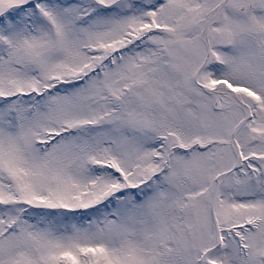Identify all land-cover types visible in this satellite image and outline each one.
<instances>
[{
    "label": "rangeland",
    "instance_id": "374dc122",
    "mask_svg": "<svg viewBox=\"0 0 264 264\" xmlns=\"http://www.w3.org/2000/svg\"><path fill=\"white\" fill-rule=\"evenodd\" d=\"M220 1L0 0V264H264L244 107L198 86L264 94V0L206 58Z\"/></svg>",
    "mask_w": 264,
    "mask_h": 264
},
{
    "label": "water",
    "instance_id": "95a60500",
    "mask_svg": "<svg viewBox=\"0 0 264 264\" xmlns=\"http://www.w3.org/2000/svg\"><path fill=\"white\" fill-rule=\"evenodd\" d=\"M234 151H235V153H237V147L236 146H234Z\"/></svg>",
    "mask_w": 264,
    "mask_h": 264
}]
</instances>
